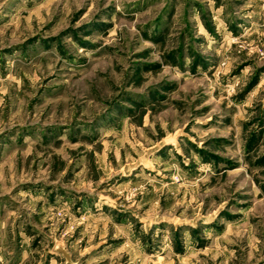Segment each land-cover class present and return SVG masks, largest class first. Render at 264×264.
I'll return each instance as SVG.
<instances>
[{
    "label": "rangeland",
    "instance_id": "obj_1",
    "mask_svg": "<svg viewBox=\"0 0 264 264\" xmlns=\"http://www.w3.org/2000/svg\"><path fill=\"white\" fill-rule=\"evenodd\" d=\"M0 264H264V0H0Z\"/></svg>",
    "mask_w": 264,
    "mask_h": 264
}]
</instances>
